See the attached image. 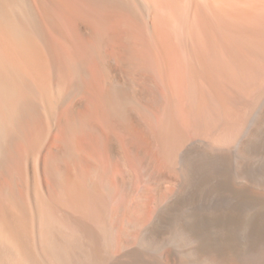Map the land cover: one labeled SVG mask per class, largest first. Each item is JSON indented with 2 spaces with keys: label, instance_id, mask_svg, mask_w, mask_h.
<instances>
[{
  "label": "bare ground",
  "instance_id": "6f19581e",
  "mask_svg": "<svg viewBox=\"0 0 264 264\" xmlns=\"http://www.w3.org/2000/svg\"><path fill=\"white\" fill-rule=\"evenodd\" d=\"M263 87L264 0H0V264H144L181 211L189 264H264ZM134 161L179 180L113 253Z\"/></svg>",
  "mask_w": 264,
  "mask_h": 264
},
{
  "label": "rangeland",
  "instance_id": "374dc122",
  "mask_svg": "<svg viewBox=\"0 0 264 264\" xmlns=\"http://www.w3.org/2000/svg\"><path fill=\"white\" fill-rule=\"evenodd\" d=\"M263 111L264 87L244 107L237 128L234 129L235 133L233 137L241 136L247 122H250L253 117H256V119L263 117ZM222 124L224 126H222L223 131L227 130L226 122ZM186 146H189V142L184 143L182 148H186ZM117 159L118 157H116ZM160 168L158 169V174H150V171L146 169L142 161H134L129 165L128 170L120 166L117 168L116 177L115 175L112 176L113 191L109 205L112 212L111 251L113 253H117L123 248H138L146 245L141 242L144 227L155 217V211L157 205L162 200V195L170 190V187H167L169 185L166 184L163 187L162 184L165 181L174 182L179 180L178 169L173 170L165 166H161ZM128 173L129 175H127ZM160 191L163 192L158 193ZM200 192L192 201L197 202L200 198H204ZM201 213H203L202 210L194 209L191 215ZM184 214L182 211L179 212L173 220V224L162 228L163 230L160 229V237L157 243L150 246L147 245L148 250L145 251L143 256L145 260L144 264H189L188 259L193 255L192 245L188 242H181L178 239L175 227L176 223L180 221L179 218L181 219L185 216ZM206 228H197L200 233L199 236H202L206 232ZM201 249L202 254H205L204 249Z\"/></svg>",
  "mask_w": 264,
  "mask_h": 264
}]
</instances>
